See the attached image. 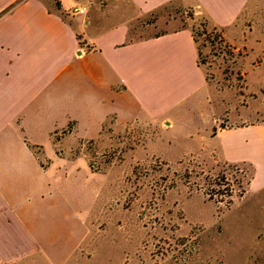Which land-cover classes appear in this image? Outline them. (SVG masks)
<instances>
[{"label": "rangeland", "instance_id": "1", "mask_svg": "<svg viewBox=\"0 0 264 264\" xmlns=\"http://www.w3.org/2000/svg\"><path fill=\"white\" fill-rule=\"evenodd\" d=\"M44 1L55 9L57 0ZM72 1L86 7L78 15L84 24L86 19L103 27L125 22L134 40L191 26L192 18L201 16H189L197 7L174 2L138 13L130 0ZM73 6H62L66 21L73 20ZM224 37L236 54L235 64L207 57L203 67L210 82L171 106L170 118L162 114L153 119L142 112L130 117L124 111L97 112L98 117L90 114L85 98H78L76 113L67 117L71 120L49 132L52 145L27 142L44 169L52 163L48 153L73 157L74 167L59 166L51 178L58 189L71 190L66 196L80 212L72 216L61 202L68 223L46 215L45 222L34 226L44 235V252L39 249L10 264H56L46 245L59 252L72 245L60 264H264V185L251 188L249 183L239 196L234 184L231 195L215 203L199 180L216 176L226 160L218 131L230 125L264 126V0H250L224 29ZM227 84L232 87L224 88ZM12 125L20 137L31 131L17 118ZM35 128L41 131L39 125ZM233 174L226 171L230 180Z\"/></svg>", "mask_w": 264, "mask_h": 264}, {"label": "crops", "instance_id": "2", "mask_svg": "<svg viewBox=\"0 0 264 264\" xmlns=\"http://www.w3.org/2000/svg\"><path fill=\"white\" fill-rule=\"evenodd\" d=\"M60 1L66 10L73 6L72 0ZM249 1L130 0V3L138 13L170 2L194 6L215 23L230 26ZM0 12V264H10L43 248L40 243L44 235H39L34 226L45 222L46 215L56 214L59 220L68 223L70 216L68 213L65 218L62 216V203L73 210H69L72 216L80 212L66 196L71 190L58 189L51 178L60 172L59 166L65 165L68 170L74 167L73 157L48 153L52 163L44 169L27 142L52 145L49 132L71 120L67 117L76 113L78 98H85L92 115L97 112L119 115L124 111L134 117L142 112L155 119L162 114L167 116L171 106L203 90L206 82L188 29L125 43L128 32L125 22L103 27L86 19V25L78 17L80 14H73L69 22L49 11L44 0H0ZM86 28L92 31L87 32ZM92 43L94 49L89 48ZM98 63L108 74L98 71ZM162 88L164 93L153 94L155 89ZM16 118L31 130L29 135L20 137L14 131L12 120ZM35 125L40 126L41 134ZM216 138L226 160H245L254 165L250 187L263 186L264 126L223 129L216 133ZM63 140L73 142L67 137ZM62 234L70 240L68 233ZM46 246L45 252L56 264L64 262L73 251L72 245L62 252Z\"/></svg>", "mask_w": 264, "mask_h": 264}, {"label": "trees", "instance_id": "3", "mask_svg": "<svg viewBox=\"0 0 264 264\" xmlns=\"http://www.w3.org/2000/svg\"><path fill=\"white\" fill-rule=\"evenodd\" d=\"M48 10L56 13L58 16L62 18V20H65L64 14L66 12L63 10L58 0L55 2V9H52V7L48 5ZM191 10L192 9L189 10V16H192L196 12H199L200 14L198 15H201V16L192 18L195 20L191 26L183 24L175 30L188 29L190 31L193 42L196 47L197 64L202 69L204 73V77H205V82L206 84H208V82H210L209 81L210 78L208 79L205 68L203 67L204 61H207L206 58L207 57L222 58V59H225L226 61H230L232 64H235L236 54L234 53L233 49L227 43L224 37V29L227 26L215 23L210 18V16L204 11H196V10L191 11ZM167 32L169 31L158 32V33H155L150 36L143 37V38L156 37V36L165 34ZM143 38H139L135 40H140ZM132 41H134V39H130L129 32H127L125 43H129ZM205 49H208L209 53L204 54ZM232 69L233 67L231 68V70L228 69L227 71L229 73H232ZM234 73L238 75L239 71L235 70ZM219 83H223V82H219ZM227 85H224L225 86L224 88L229 89L230 87H232L231 84H227ZM226 127L232 128V127H238V126L230 125ZM219 168L220 170L216 174V176L207 175L199 179L202 182V186L200 187H202L203 192L206 195L207 199L212 200L215 203L222 202L226 196L231 195V191L233 189L234 184L238 185L239 187L238 195L242 196L245 192L246 187L249 185L251 179L254 176V172H255L254 165L251 162H248L245 160L237 161V162L225 160L223 161V164ZM229 169H231L235 173L233 174L235 178L234 180L233 179L230 180L226 175V171H228ZM237 175L238 177L236 178Z\"/></svg>", "mask_w": 264, "mask_h": 264}, {"label": "built area", "instance_id": "4", "mask_svg": "<svg viewBox=\"0 0 264 264\" xmlns=\"http://www.w3.org/2000/svg\"><path fill=\"white\" fill-rule=\"evenodd\" d=\"M86 7L82 5H75L72 7V14L78 15L85 13Z\"/></svg>", "mask_w": 264, "mask_h": 264}, {"label": "water", "instance_id": "5", "mask_svg": "<svg viewBox=\"0 0 264 264\" xmlns=\"http://www.w3.org/2000/svg\"><path fill=\"white\" fill-rule=\"evenodd\" d=\"M78 53L80 52V51H77ZM166 123H168L167 121H166Z\"/></svg>", "mask_w": 264, "mask_h": 264}]
</instances>
